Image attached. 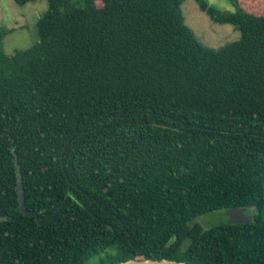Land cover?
<instances>
[{"label":"trees","instance_id":"trees-1","mask_svg":"<svg viewBox=\"0 0 264 264\" xmlns=\"http://www.w3.org/2000/svg\"><path fill=\"white\" fill-rule=\"evenodd\" d=\"M183 1L46 0L12 54L0 25V264H264V6L195 0L240 32L212 48Z\"/></svg>","mask_w":264,"mask_h":264},{"label":"rangeland","instance_id":"rangeland-1","mask_svg":"<svg viewBox=\"0 0 264 264\" xmlns=\"http://www.w3.org/2000/svg\"><path fill=\"white\" fill-rule=\"evenodd\" d=\"M205 1L221 10H233L230 0ZM239 1L255 13L262 12L264 0ZM181 8L185 24L209 47L218 48L240 37L239 30L232 24L213 21L195 0H184ZM46 9V0H32L24 5H19L14 0H0V25L6 29L3 38V50L6 54H12L16 49L28 48L36 41V22ZM203 219V223H211L218 219V214L207 215Z\"/></svg>","mask_w":264,"mask_h":264},{"label":"water","instance_id":"water-1","mask_svg":"<svg viewBox=\"0 0 264 264\" xmlns=\"http://www.w3.org/2000/svg\"><path fill=\"white\" fill-rule=\"evenodd\" d=\"M21 179L17 182V197L19 201L18 209L24 215L36 214L37 211H27L25 209V201L23 199L21 191ZM247 208L245 207H230L224 210V215L227 217V223H247L251 220L252 216L247 214ZM43 220H38V223H42ZM114 264H188L183 261L171 260V259H129Z\"/></svg>","mask_w":264,"mask_h":264},{"label":"flooded vegetation","instance_id":"flooded-vegetation-1","mask_svg":"<svg viewBox=\"0 0 264 264\" xmlns=\"http://www.w3.org/2000/svg\"><path fill=\"white\" fill-rule=\"evenodd\" d=\"M222 215H224V211L222 212ZM203 218L204 217L200 218L201 222H202V220H203V222L205 221ZM217 221H219V223H222L223 222L221 219H218ZM225 221H227V217H226ZM203 222H202L203 225L209 224V223L206 224V223H203Z\"/></svg>","mask_w":264,"mask_h":264}]
</instances>
